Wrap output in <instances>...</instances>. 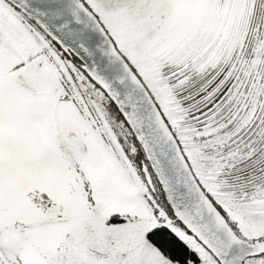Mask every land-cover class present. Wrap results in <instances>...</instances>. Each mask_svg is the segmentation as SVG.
I'll list each match as a JSON object with an SVG mask.
<instances>
[{
    "label": "snow or ice",
    "instance_id": "snow-or-ice-1",
    "mask_svg": "<svg viewBox=\"0 0 264 264\" xmlns=\"http://www.w3.org/2000/svg\"><path fill=\"white\" fill-rule=\"evenodd\" d=\"M0 264H264V0H0Z\"/></svg>",
    "mask_w": 264,
    "mask_h": 264
}]
</instances>
